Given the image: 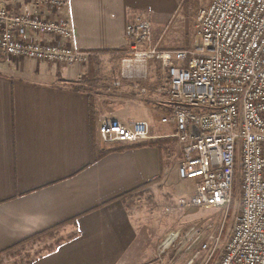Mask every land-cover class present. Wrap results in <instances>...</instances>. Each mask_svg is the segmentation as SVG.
I'll return each mask as SVG.
<instances>
[{"label":"crops","instance_id":"1","mask_svg":"<svg viewBox=\"0 0 264 264\" xmlns=\"http://www.w3.org/2000/svg\"><path fill=\"white\" fill-rule=\"evenodd\" d=\"M194 2L70 0L61 12L27 0L0 5L17 14L67 15L73 45L97 59L129 48L127 25L135 17L165 25L188 5L195 13ZM20 38L53 36L25 31ZM119 72L115 81L86 88L79 85L80 77L88 78L85 66L0 55V255L65 226L67 235L52 250L25 264H140L147 258L125 194L164 180L176 125L162 120L171 114L169 82L164 85L154 65L139 80H129L124 68ZM113 118L146 120L150 136L105 145L99 126ZM173 177L179 178L177 171ZM184 181L194 189L193 180Z\"/></svg>","mask_w":264,"mask_h":264},{"label":"built area","instance_id":"2","mask_svg":"<svg viewBox=\"0 0 264 264\" xmlns=\"http://www.w3.org/2000/svg\"><path fill=\"white\" fill-rule=\"evenodd\" d=\"M61 12L70 0H27ZM198 43L192 49H157L151 20L137 16L127 25L131 55L124 76H142L149 59L166 69L171 114L181 149L178 174L194 181L186 207L229 209L239 191L240 210L217 264H264V0H207L196 13ZM32 31L49 40H24ZM70 17L17 14L0 5V55L75 65L92 54L73 45ZM120 83L119 81L116 84ZM146 120L102 122L105 142H137L150 136ZM198 226L175 234L165 245L182 252L199 244L208 249L214 234ZM200 250L186 264H194ZM212 256V254H211Z\"/></svg>","mask_w":264,"mask_h":264},{"label":"rangeland","instance_id":"3","mask_svg":"<svg viewBox=\"0 0 264 264\" xmlns=\"http://www.w3.org/2000/svg\"><path fill=\"white\" fill-rule=\"evenodd\" d=\"M194 1L195 13L192 10L194 6L188 5L165 25L159 22V18L151 20L153 39L150 47L157 49L195 48L199 39L195 28L196 13L206 4L207 0ZM131 54L128 48L120 56L110 54L105 58H89L85 63L77 64L79 67H86V75L90 79V81L88 78L83 80V77H80L82 81L79 85L88 88L95 81L102 83L115 81L117 67L121 72L123 58ZM58 64L63 65L59 62ZM150 65H154L159 70V76L163 77V83L167 86L169 80L166 69L155 58L147 61L146 68ZM143 75L145 77L146 73L144 72ZM142 76L128 79L139 80ZM100 139L105 145L115 144V142L103 141L101 136ZM178 145L174 139L168 143L165 153L168 159L165 164L164 180L139 188L126 198V205L135 217L140 230L142 245L146 246L144 256L147 258L140 264H186L193 251L196 250H200V254L194 264H217L232 232L234 219L240 210L239 191L236 188L235 200L229 209H205L181 205L179 201L182 198L188 199L194 189L185 187V179L172 178L181 161V151ZM191 226L202 228L205 235L214 234L216 238L210 241L208 249H200L199 244L192 248H185L182 252L176 251L173 246L165 247L164 241L169 234L173 232L183 234ZM65 231V226H59L7 250L0 255V264L30 262L37 256L52 250L59 240L67 235Z\"/></svg>","mask_w":264,"mask_h":264},{"label":"bare ground","instance_id":"4","mask_svg":"<svg viewBox=\"0 0 264 264\" xmlns=\"http://www.w3.org/2000/svg\"><path fill=\"white\" fill-rule=\"evenodd\" d=\"M175 234L176 233H171V234H169V236L166 238V240L164 241V245H168L171 241H172V239H173V237L175 236Z\"/></svg>","mask_w":264,"mask_h":264},{"label":"trees","instance_id":"5","mask_svg":"<svg viewBox=\"0 0 264 264\" xmlns=\"http://www.w3.org/2000/svg\"><path fill=\"white\" fill-rule=\"evenodd\" d=\"M93 108H94V106L91 105V112H92ZM92 113H93V112H92ZM93 152H95V146L93 147ZM130 193H131V192L125 194V196H128ZM41 234H42V233H41ZM41 234H36V236L41 235ZM34 237H35V236H34ZM26 241H27V240H26Z\"/></svg>","mask_w":264,"mask_h":264}]
</instances>
